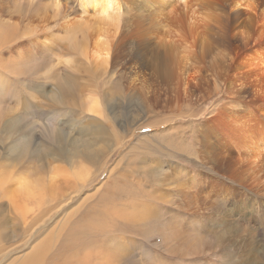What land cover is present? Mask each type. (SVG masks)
<instances>
[{
  "label": "bare ground",
  "instance_id": "6f19581e",
  "mask_svg": "<svg viewBox=\"0 0 264 264\" xmlns=\"http://www.w3.org/2000/svg\"><path fill=\"white\" fill-rule=\"evenodd\" d=\"M170 1L161 0L159 10L161 14L166 15V17L159 15L162 19L157 20L156 23H149L152 29L147 27L148 30L145 27H141V23L136 19V15H132L134 11V7H132L135 3L134 0H53L54 13L51 17L47 15L48 10H50L49 6L45 7L44 5L32 4L27 15L29 18L32 16L36 17L41 22L46 23V26L37 30L31 27L30 24H27L23 29L22 36L18 37L17 25H15V27H12L9 23H3L2 26L0 25V33H2L3 40L7 42L5 45L12 48H10V51L8 50L9 53H13V48L16 49L17 52L22 51V47L18 49L17 45L12 44L23 37L27 38L25 43L28 46L24 45L26 48L24 50L25 52H16L17 55L10 60L2 59L3 57L1 54L6 52H0V70H3L4 73L8 75L15 74L18 64L24 65L35 60V55H32L33 48H31L35 47V49L38 50L37 55L39 57L44 56L46 52L52 53L57 62L55 66L58 64H65L63 63L65 59H62L64 56H61V53L64 50L68 52L71 50L70 53H73L72 56H77L83 62L85 71L89 70L95 77H102L106 76L108 74V68L110 69L109 61L114 50L113 47L116 48V45L119 47L123 44L122 41L128 39L125 44L131 47V49H129L132 51V59L135 60L136 63H139L140 67L143 62L152 64L149 69L152 77L161 79V82L168 86V95L171 96L173 94L177 96L178 93L181 94L182 91L185 92L191 82H194L195 79L200 77L202 74L201 71L207 67L215 81H221V79H223L222 77L225 75L227 78L228 75L230 76V67L229 64H227L230 63V61H228L229 58L225 52L218 50L211 56L206 55L207 49L211 45L208 46V40L211 37L213 39L215 36L216 39L219 37L227 38L228 36H233L235 40L241 42L243 45L251 41L254 43L259 42L264 38V25L263 28L261 27L262 29H258L256 26L260 17V15L254 14L256 0H174L172 3ZM10 4L13 8L12 10L18 13V17L26 19L23 13L24 10L13 3V1H10ZM262 16L264 18V10L261 13V17ZM235 18L236 22L238 19H241L240 23L237 22V28H235L233 24V19ZM49 19L51 20L50 23L52 22L50 25ZM168 20H170V22H167ZM171 21L173 24L170 25L169 29H164ZM126 24L131 25L133 28L126 30L125 32L127 33L125 34L123 26ZM158 27H160V30L157 31L156 28ZM2 28L6 29L2 30ZM12 28L15 29L17 37L13 36L15 40L12 39L7 41L9 39V29L12 36ZM161 30H163V34L160 36ZM146 33L151 34V37L147 36ZM116 39L117 41H115ZM152 39L153 41H150ZM149 44L151 50H154L155 55L152 53L153 55L150 59H145L144 51L146 48L148 49ZM255 53L257 57L251 56V58L244 62L247 72L249 71L248 73H250V76H247L250 78L252 75H255L256 71H264V56L257 51H255ZM208 57L211 58L209 65L207 63ZM69 59L67 65L71 63L76 65V62H72L71 57ZM68 69H71L70 65ZM251 70L254 71V74ZM70 74L74 75L72 72H70ZM258 74L255 76L258 77ZM239 75L240 74L235 73L234 79L235 81L241 82V80H238ZM260 75H264V72ZM262 77L257 78V80H261V87L258 90L259 95L257 94V96H260V98L264 100V81ZM50 80L53 81V79ZM2 81L3 80L0 79V85ZM235 81L232 82H234V84L238 83ZM74 82L78 83V81ZM69 83H73L71 79H66V81L58 79L56 85L62 87L64 84L67 85ZM229 84L232 85L230 81L228 82V85ZM13 95L14 94L10 90H0V124L2 120L14 114L13 108L9 105L4 108L5 98L10 97L8 100H11L13 99ZM92 95L82 98L81 110L85 115L97 119L104 115V111L97 97ZM229 106L230 109H227V111H231V117L242 114L243 120L245 116V119L239 124L226 127L225 131L234 135L231 143L223 138V133H219L218 129V131L215 130L214 121L204 122L199 131L201 142L207 145V149L202 153H207L208 149H210L221 157L214 159L216 154L211 152L210 156L212 160L210 156L207 157L208 160L210 159L211 165L218 167V163L222 162L223 164H228L229 167H222L219 171L215 170L216 172L212 171L214 176L211 178L203 173L201 176L208 181L206 189L212 190L210 183L218 186L217 188H219L220 191L223 190L228 192V195L230 194L232 198L230 201L233 203L240 204L244 192L250 196L253 195V192L259 193L260 197L256 200L260 201V206H258L256 200L250 203V210L252 213L249 218L250 221L256 218L260 208H264V138H258L259 140H256V142L253 141L254 133L256 131V133H258L259 130L255 128L256 130L254 129L255 131L252 132L253 129H250V125L254 126V124L263 119L257 117L253 111L251 114L248 113L249 111L246 112V109L238 103H229ZM19 123L18 120L11 119L6 125L5 132H3L6 139L10 138L11 133H16L15 131L20 125ZM261 124L262 127L260 125L257 127L258 129L261 128L264 130V123ZM243 132H251L250 136L253 135L251 137L252 141H247L244 138L245 145L247 146L242 144V147H238L236 145V140L242 139ZM238 133L239 135L237 138L240 139H235ZM0 135L2 136V134ZM2 137L1 139L3 140ZM105 138L104 134L100 132L99 135L93 137L91 142L86 140L72 141L70 139L71 141L65 144L66 139L59 138L58 136L52 137V140H55L57 143L62 141V146L60 147V145L55 142L54 149H50V157L47 158L48 164L58 162V165L51 167L49 169V174H46V176L33 167V161L26 167H19L18 164L12 163L11 160L19 159V157L18 155L12 157L11 152L10 159L4 157V162L10 160V164H5V166H3L4 162H1L2 158L0 159V201L3 199L9 205L13 213L12 216L14 217V221H20L24 237L29 238L28 241L24 239L26 244L29 245V252L25 253L20 258L10 259L7 263L214 264L211 257H208L207 251L213 250L215 246L214 249L218 251V256H221L222 247L220 248L215 244L218 242L212 241L209 244L204 241V239L210 238H203L204 236L201 237V235L198 234L199 226L197 228V221L190 220L184 223L182 222L183 215L178 214L171 216L168 212L166 214L162 212L161 214L156 213L152 215L155 210L154 200L160 194L161 188L171 189L170 186L173 183H176V189H183L189 185L186 178H189L190 173H185V170H181L180 168L171 172L173 180H175V182L171 183H167L170 175L168 170L159 167L152 168L149 171L145 170L148 178L152 177L156 179V173L163 176V179L160 180L159 184L156 186L157 189L151 194L149 192L147 193L145 188H140L137 184H132L133 189L126 191L124 200H122L123 203H117L119 200L110 201V199L105 198L104 195L99 196L97 191L95 194L97 195L96 209L100 210L103 217L98 219L97 222L95 221L92 226L84 227L80 225L82 222L79 221L82 219V215H88L91 208L87 206L88 203L86 201L87 204L81 208L79 203L76 209L69 213L65 224L74 225L78 228V230L72 229L68 234H76L79 231L83 238L82 247L73 255L66 257L60 256L62 250L66 249L70 244L67 241V234L63 229L61 235H56L54 230L47 235H44V232L48 225L53 222L52 220L56 215L59 216L60 213L63 214L72 207L77 201V194L84 189L86 183L93 177L94 172L91 161L97 158L99 152H103L102 148L106 146L101 143V145L95 149L92 142L97 143L100 139ZM15 140H20V138L16 137L14 141ZM19 153L24 159H27L29 155L33 158L32 155H34L32 153L30 154V151L26 152L25 150H20ZM35 153L38 152L35 151ZM38 157L44 156L39 153L34 155L33 160H37ZM232 166H240V170L242 171L240 177L244 176L243 179H240V177L232 173ZM245 173L246 175H244ZM114 175H116V173ZM247 185H251L252 188H249ZM229 190L232 191V193H230ZM19 201H26L33 205V209L30 211V213L34 215L33 218L32 216L30 217L32 218L31 223H28L24 216V214L28 212L21 211L22 206L18 204ZM172 201L173 203H170ZM179 201L184 205L187 211L184 215H190L189 213H191L195 214V216H199L206 212L192 213L190 211L191 205L186 201V195L184 193L180 194ZM176 203L178 204L176 200L169 198L168 204L174 205ZM213 210L215 211L216 209ZM95 215L96 217L99 216L97 211H95ZM218 215H221L222 220L220 222L224 228L235 225L221 212ZM74 216L76 217L73 220L72 218ZM213 217L214 215L209 216V218ZM113 226H119L122 231L135 227L145 229L147 239L153 244L154 248L144 249V247H141L143 245L139 246L135 240H130L131 242H128L123 235L115 234V230L111 229ZM18 229H13L10 235L14 238L17 237L16 233ZM240 231H242V229H239L236 235V240L238 241L240 239ZM252 232L249 233L252 235L253 239L257 240V236L258 239L260 238L259 240L264 239L261 238L262 235L258 233V230H253ZM231 233L232 232L226 234L230 236ZM11 238L12 237H10L8 233H0V249H2V245L9 243ZM219 241L224 245L223 249L226 254L229 253L228 251H230L231 248L235 251L237 250V244L239 242L236 241L237 243H232L230 237L222 238ZM31 243H33V245L30 250ZM23 246H25V243ZM136 250L139 251L138 254L135 253ZM204 254L205 256H203ZM235 254H232V256L229 253V255L232 256L231 263L236 259ZM252 257L255 258V254H253ZM260 257L264 260V250H262ZM56 258H58V262L54 263L53 260ZM237 258H239V256ZM241 261L242 260L237 259L236 264Z\"/></svg>",
  "mask_w": 264,
  "mask_h": 264
},
{
  "label": "rangeland",
  "instance_id": "374dc122",
  "mask_svg": "<svg viewBox=\"0 0 264 264\" xmlns=\"http://www.w3.org/2000/svg\"><path fill=\"white\" fill-rule=\"evenodd\" d=\"M10 1H13V3L24 10L23 13L26 19L18 17V13L12 10L13 8L11 7ZM10 1L0 0V25L2 26L3 23H9L12 27L17 25L18 37L22 36L23 29L27 24H30L31 27L37 30L46 26V23L41 22L36 17L32 16L29 18L27 15L32 4L44 5L45 7L49 6L50 10H48L47 15L50 17L53 16L54 13L53 0ZM135 1L136 0H134V2ZM173 1L174 0H171L170 2L172 3ZM160 2L161 0H137L135 2L136 5L134 3L132 6L134 7L132 15L134 14L137 16L136 19L140 21L141 27L152 29L149 23H156L157 20L162 19L159 17V15H162L159 10L161 6ZM255 3L256 9L254 14L260 15L256 26L258 29H262L264 18L263 16L261 17V13L264 10V0H256ZM162 16L166 17V15ZM48 21L50 25L52 22L50 23V19ZM240 21L241 19L237 20L238 23H240ZM167 22H170V20ZM237 22L236 18L233 19L235 28H237ZM172 24L171 21L164 29L166 28V30H168ZM123 27L124 32L133 28L128 24ZM3 29L6 28H2V30ZM156 30H160V27L156 28ZM10 33L9 29V39L7 41L12 39L15 40V37H17L15 29L12 28V36ZM126 33L127 32H125V34ZM146 34L151 37V34ZM162 34L163 30H161L159 35L161 36ZM3 39L2 33H0V52H6L1 54L3 57L2 59L10 60L12 57L14 58L17 53L25 52L24 50L26 48L24 45L27 46L25 43L27 40L26 37L21 39L17 38L18 40L15 43L13 42L12 45H17L18 49L22 47V51L19 52L13 48V53H9L11 47L6 46L5 44L7 42ZM210 39L208 40V46L211 45L208 47L206 55L211 56L218 50L225 52L229 58L228 61H230V63H227L230 67V76L228 75L227 78L225 75L222 77L223 79H221V81H215L207 67L203 69L204 71H201L202 74L200 77L195 79L194 82H191L185 92L182 91L183 93H178L177 96L173 94V96L168 95V86L161 82V79L152 77L149 71L152 64L143 62L140 67L139 63H136L135 60L132 59L131 47L125 44L128 39L122 41L123 44L119 47L117 45L116 48L113 47L114 50L109 61L110 69L108 68V74L102 77H95L89 70L85 71L83 62L77 56H72L73 53H70L71 50H69V52L64 50L61 53V56H64L62 59H65L63 62L65 64H58L55 66L57 62L52 53L46 52L44 56L39 57L37 55L38 50L35 49V47H31L33 48L32 55H35V60L24 65L18 64L15 74H9V76L7 73H4L3 70H0V79L3 80L0 85V90H10L14 94L12 96L13 99L8 100L10 98L8 97L4 100V108L9 105L13 108L14 114L2 120L0 124V134L3 136L0 135V139L1 137L3 138V140L1 139L0 141L1 162H4V157L10 159L12 153V157L15 155L19 157V159L11 160L12 163L18 164L19 167H26L33 161V167L46 176V174H49V169L51 167L58 165V162L48 164L47 158L50 157V149H54L56 142L52 140V137L58 136L59 138L66 139L65 144H68L71 140H86L91 142L93 137L99 135L100 132L106 137L105 139H100L97 143L92 142L95 149H97L101 143L106 146L102 148L103 152H99V156L92 160L93 162L91 161L94 178L92 177L86 183L84 189L77 194V201L72 207L63 214L60 213L59 216L56 215L52 220L53 222L48 225L44 232V235H47L54 230L56 235H61L62 229L65 231L68 238L67 241L70 244L66 249L62 250L60 254L61 257L73 255L82 247L83 238L79 231L76 234H68L72 229L78 230V228L74 225L65 224L69 213L76 209L79 203L80 208L87 203V206L91 208L88 215H82V221H79L82 222L80 225L84 227L92 226L95 221L97 222L98 219L103 217L100 210L96 209L97 195L95 194L97 191L99 196L104 195V197L110 199V201L119 200L117 203H123L122 200H124L126 191L133 189L132 184H137L140 188H145L147 193L153 194L157 189L156 186L159 184V181L163 179V176L156 173V179L152 177L148 178L145 170L149 171L152 168L159 167L168 170L170 175L167 183L175 182L171 173L172 171L179 168L185 170V173H190L189 178H186L189 185L183 189H176V183H173L170 186L171 189L161 188L160 194L154 200L155 210L152 215L156 213L161 214L162 212L166 214L168 212L171 216L178 214L183 215L182 222L184 223L190 220L197 221V228L199 226L198 234L201 235V237L204 236L203 238H210L204 239V241L209 244L212 241L218 242L215 244L220 248L222 247L221 256H218V251L214 249L215 246L213 250L207 251L208 257H211L214 264H233L234 262V264H236L237 259L242 260L238 264H264V260L260 257L262 250H264V239L259 240L260 238L258 239L257 236V240H255L249 233L253 230H258V233L262 235L261 238H264V208H260L256 218L249 221L252 215L250 203L258 199L260 194L253 192V195L250 196L244 192L242 202L237 204L230 201L232 198L230 194L228 195V192L223 190L220 191L219 188H217L218 186L212 183H210L212 190L206 189L208 181L203 178L201 174H206V176L208 175L211 178L214 176L213 172L221 170L222 167H229V165L223 164L222 162L218 163V167L211 165L210 153L213 151L208 149L207 153H202L207 149V145L201 142L199 135V131L204 122L214 121L215 127H213L215 130L218 129L219 131H217L219 133H223V138L231 143L234 135L226 132V127L239 124L245 119V116L243 120L242 114L231 117V111H227V109H230L229 103H238L246 109V112L249 111L248 113L251 114L253 111L257 117L263 119L254 124V126L250 125V129H253L252 132L256 129L259 130L258 133H256L257 131L254 133L253 141L256 142V140H259L258 138H264V130L261 128L258 129V125L262 127L261 123H264V100L260 98V96H257V94L259 95L258 90L261 87V80L259 81L257 78L264 76L260 75L264 71L258 70V72L256 71L255 73V75L260 73L258 77L252 75L250 78L248 77L250 73H248L249 71L247 72L244 66V62L251 58V56L257 57L255 51L264 56V38L259 42L254 43L251 41L246 45L235 40L233 36H228L227 38L219 37L216 39L214 36L213 39L212 37ZM115 41H117V39ZM150 41H153V39ZM18 45L21 46L19 47ZM146 50L144 51L145 59H150L153 54L155 55L154 50H151L150 44ZM70 57L72 58V62H76V65H73V63L69 64L71 67L69 70L67 62L70 60ZM210 59V57L207 58L208 65ZM70 72L74 73V75L70 74ZM251 72L254 74V71L251 70ZM235 73L240 74L238 76L239 79H237L241 80V82L236 80L238 83L234 84L232 81H235ZM50 79H53V81ZM58 79H62V81L71 79L73 83L58 87L56 85ZM262 79L264 81V77H262ZM74 81H78V83ZM229 81L232 85H228ZM92 94L97 97L104 111V115L97 119L85 115L81 110L82 98L89 97ZM11 119L18 120L20 125L15 131L16 133H11L10 138L6 139L3 132H5V127ZM250 133L251 132H243V140L237 138L239 133L236 134L235 139H240L236 140V145L242 147L245 145V139L247 141H252L251 137L253 135L250 136ZM16 137L20 138V140L14 141ZM57 144L61 147L62 141ZM20 150H25L26 152L30 151V154L32 153L34 155L40 153L44 157H38L37 160H33L34 155H32L33 158L29 155V157L26 156L27 159H24L19 153ZM35 151L38 153H35ZM215 154L216 156L214 159L221 158L217 153ZM208 156H210L209 160L207 159ZM11 161L6 160L3 166H5V164H10ZM231 171L238 177H240L242 172L240 166H232ZM115 173L116 175H114ZM244 175H246V173ZM243 178L244 176L240 177V179ZM247 186L252 188L251 185ZM181 193L186 195V201L191 205L190 211L192 213L206 212L199 216H195V214L189 212L190 215H184L187 211L184 205L179 201ZM230 193H232V191H230ZM93 195L95 196L92 197ZM169 198L176 200L178 204H168ZM256 202L258 206H260V201L256 200ZM170 203H173V201ZM18 204L22 206L21 211L28 212L24 214V216L28 223H31L34 217V215L30 213L33 209V205L26 201H19ZM213 209L216 210L214 211ZM95 211L98 212L99 216L96 217ZM220 212L235 225L224 228L220 222L222 220L221 215H218ZM12 215L13 213L9 205L1 199L0 233H8L12 238L8 244L1 246L0 264H12L7 263V261L20 258L25 253L29 252V245L25 242V240L28 241L29 238L24 237L20 221H14ZM211 215H214V217L209 218ZM31 216L32 218H30ZM75 217L76 216L72 219L74 220ZM13 229H18L16 233L17 237L15 238L10 235ZM111 229L115 230V234L123 235L128 242H131L130 240H135L139 246L143 245L141 247H144V249L154 248L153 244L148 241L147 233L143 228H122L125 230L122 231L119 226H113ZM239 229H242V231L239 232L240 239L238 241L236 240V235ZM230 232H232L230 236L226 234ZM226 237H230L232 243L236 241L240 243L237 244L236 251L233 248H231L230 251L227 250L231 255L236 253V259L233 263H231L233 255L231 256L229 253L226 254L223 249L224 245L219 241ZM24 243L25 246H23ZM32 245L33 243H31L30 250ZM135 253L138 254L139 251L136 250ZM253 254H255V258L252 257ZM203 256H205V254ZM238 256L239 258H237ZM53 262H58V258L54 259Z\"/></svg>",
  "mask_w": 264,
  "mask_h": 264
}]
</instances>
